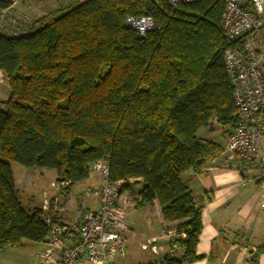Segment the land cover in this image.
<instances>
[{
	"label": "trees",
	"instance_id": "16d2710c",
	"mask_svg": "<svg viewBox=\"0 0 264 264\" xmlns=\"http://www.w3.org/2000/svg\"><path fill=\"white\" fill-rule=\"evenodd\" d=\"M223 9L221 0L176 10L167 0H72L24 35L0 34L10 92L0 100V251L48 235L47 214L24 208L10 163L55 172L65 197L107 161L119 196L141 186L136 206L157 202L164 222L177 223L183 254L161 264L201 258L202 208L182 176L225 151L202 131L237 124ZM129 16L158 29L140 39L124 26Z\"/></svg>",
	"mask_w": 264,
	"mask_h": 264
},
{
	"label": "built area",
	"instance_id": "2783aa9c",
	"mask_svg": "<svg viewBox=\"0 0 264 264\" xmlns=\"http://www.w3.org/2000/svg\"><path fill=\"white\" fill-rule=\"evenodd\" d=\"M20 1L0 0V4L6 5L0 10L1 35H24L33 26L15 11L14 7ZM201 1L167 0L174 10ZM221 1L224 5L221 31L228 43L225 71L232 85L237 119L225 151L230 160L248 164L256 171L264 209V0H251L250 8H246L243 0ZM124 26L140 39L158 29L147 16H129ZM5 80L0 72V84ZM90 173L98 175L100 181L86 188L84 194L96 202V209L85 211L68 223L55 220V215L50 212L51 203L45 202L43 211L47 214L45 223L48 226L45 240L50 248L36 254L35 264H113L114 259L125 258L127 240L124 233L129 228L125 208L119 203L120 183L110 181L107 161L94 162ZM158 242L159 237L146 238L142 248H154Z\"/></svg>",
	"mask_w": 264,
	"mask_h": 264
},
{
	"label": "crops",
	"instance_id": "0c3cea01",
	"mask_svg": "<svg viewBox=\"0 0 264 264\" xmlns=\"http://www.w3.org/2000/svg\"><path fill=\"white\" fill-rule=\"evenodd\" d=\"M9 95L5 80L0 84V100H8ZM216 126L205 130L203 138L225 148L231 132L227 134ZM99 181L98 175L90 173L88 179L74 185L65 197L62 195L64 187L58 190L52 186V192L43 193L44 202L40 206L31 199L27 209L43 210L45 202H50V212L56 219L70 223L81 213L96 209V202L86 198L84 192ZM182 181L202 208V232L196 247V255L201 258L186 264H264V250L259 251L264 244V209L256 171L248 164L230 160L224 151L201 172L184 174ZM140 189L141 186H136L120 196L119 203L125 208L129 228L124 233L127 252L124 259H114L113 264L126 258L129 264H161L167 254L173 258L183 254L175 243L180 237L177 223L164 222L158 203L136 206L140 201ZM150 237H159V242L154 248L145 250L143 242ZM49 248L46 240L40 243L23 241L19 248L0 251V264H35L36 254Z\"/></svg>",
	"mask_w": 264,
	"mask_h": 264
},
{
	"label": "rangeland",
	"instance_id": "374dc122",
	"mask_svg": "<svg viewBox=\"0 0 264 264\" xmlns=\"http://www.w3.org/2000/svg\"><path fill=\"white\" fill-rule=\"evenodd\" d=\"M71 1L72 0H21L15 5L14 9L34 24L37 20L57 10L64 9ZM199 135L203 137L204 131ZM262 151L264 152V139ZM10 164L14 180L17 184L16 192L26 210H28V203L32 202L31 199L35 200L36 206H40L44 202L43 193L52 192V186L58 190L64 187L59 186L56 173L53 171L39 169L30 170L15 163ZM117 263L129 264L127 258L125 260H119Z\"/></svg>",
	"mask_w": 264,
	"mask_h": 264
}]
</instances>
